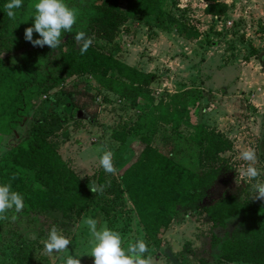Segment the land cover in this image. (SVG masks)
I'll return each instance as SVG.
<instances>
[{"label": "rangeland", "instance_id": "obj_1", "mask_svg": "<svg viewBox=\"0 0 264 264\" xmlns=\"http://www.w3.org/2000/svg\"><path fill=\"white\" fill-rule=\"evenodd\" d=\"M101 1L65 0L78 11L80 7L76 6ZM36 2H25L23 9L29 11L21 16L15 35L6 32L14 20L6 24L7 18L0 15V45L3 44L0 58L5 57L6 65L12 67L32 66L34 75L37 72L36 83L43 80L54 85L43 94L32 92V107L27 117L13 134L0 142V159L29 139L39 119L47 117V121L56 123L49 113L61 112L66 117L62 119L64 125L49 140L57 143L56 150L62 159L89 186H104L99 181L103 175L118 181L121 190L116 194L107 184L103 197L96 196L83 214L74 213L71 217H64L56 210L25 206L20 212L9 210L3 222L5 238L0 246V264H63L67 255L80 259L81 264H94V258L88 255L90 232L83 223L88 217L96 219L98 227L106 225L119 231L125 248L128 243L143 238L149 249L145 255L152 256L153 264H249L219 260L222 241L240 225V215L231 217L225 225L214 226L204 208L225 195H236L247 204H254L245 214L250 221L264 220V200L253 199V185L264 182V0H219L225 10L218 15L208 11V0H168L166 13L176 21L166 19L158 25L154 16L132 17L111 40L99 36L97 28L88 24L89 16L84 20L92 45L155 74L148 89L153 97L150 106L167 105V119L175 112L183 113L178 132H173L172 121L157 117L159 111L154 118L156 124L144 120L142 110L146 107H132L128 101L120 100L92 75L78 72L57 79L61 63L59 48L49 47L44 63L32 64L29 52L37 46L25 39V29L34 25ZM119 6L123 12L130 9L128 0H119ZM37 38L39 34L34 31L33 39ZM68 39L75 41L74 36L66 37L62 33L61 42ZM69 45L66 43L63 50H68ZM75 46L79 48L76 41ZM63 90L72 92L75 97L71 100L81 107L78 111L74 109L75 118L71 116V100H64L65 95H61ZM137 122H141L139 131L135 130ZM198 123L222 133L231 141V148L222 151L218 158L201 155L202 148L190 137ZM123 125L125 139L120 141L112 133ZM165 135L173 137L169 140ZM172 144L176 165L216 175L202 202L181 208L169 226L152 237L119 177L132 163L141 160L146 149H150V154L143 162H156L158 173H163ZM245 148L256 153L255 166L261 175L253 180L241 175L247 167V162L240 159ZM101 149L113 153L114 174L106 173L100 166ZM140 173H143L141 166ZM53 226L71 241L63 254L45 251L43 241L48 239ZM216 241L217 245L212 246Z\"/></svg>", "mask_w": 264, "mask_h": 264}, {"label": "trees", "instance_id": "obj_2", "mask_svg": "<svg viewBox=\"0 0 264 264\" xmlns=\"http://www.w3.org/2000/svg\"><path fill=\"white\" fill-rule=\"evenodd\" d=\"M16 9L15 19H10L4 9L7 0H0V15L7 18L10 35H15L18 30L21 16L28 13L24 4ZM210 2L208 11L213 15L224 12L225 5L219 4V0H208ZM168 0H128L129 11L123 12L119 6V0H102L99 3L80 7L77 22L72 32H65L64 36H75L78 31L89 34V28L83 24L87 19L90 26H95L101 38L113 39L121 26L129 18H148L154 16L160 25L166 19L170 22L176 21L171 14H167ZM22 9L23 11L17 13ZM73 39V38H72ZM59 45L60 62L58 69L61 75L69 76L78 72L92 75L100 86L114 93L120 100H125L132 107L144 108L142 118L150 120L152 125L156 124L157 117L165 121H172L173 132H178L184 120V114L175 112L171 119L166 118L168 106L160 103L150 106L153 97L149 93V87L155 79V74L145 72L136 66H131L124 60L117 58L115 54L106 53L98 47L91 45L88 51L81 55L80 47L75 46L74 40H65ZM66 43L70 44L68 50H63ZM2 42L0 47L2 46ZM49 47H34L29 52L32 64L44 63L48 55ZM0 58V142L5 136L13 134L27 117L32 107V92L46 93L54 83L46 81L35 82L37 72L34 75L32 66L12 67L6 65ZM6 65V66H5ZM50 77V74H47ZM64 76V77H65ZM56 79V78H54ZM53 79V80H54ZM48 81V79H47ZM27 92V93H26ZM30 94V95H29ZM64 100H71L75 96L68 90H63L61 95ZM72 95V96H71ZM58 101V100H57ZM73 108L72 117L75 118L81 107L71 100ZM142 102H145L144 104ZM56 123L47 121V117L38 120V125L33 128L28 140H25L11 148L0 159V178L2 184L10 183L13 190L22 194L25 208L39 209L42 211L56 210L65 217H71L74 213L79 215L92 204L96 196L103 197L101 192L93 193L90 186L65 162L56 150V142L49 140L50 136L64 125L62 121L65 115L61 112L49 113ZM135 130L139 131L141 122L135 124ZM195 129L190 136L194 143L202 148L206 158H218V155L232 146L231 141L222 133L209 130L204 123L194 125ZM124 125L115 129L112 133L114 138L124 140ZM123 129V130H122ZM172 135L165 139H172ZM150 149L144 150L140 161L132 163L119 177L124 190L129 194L138 214L146 226L147 233L154 237L160 233V229L169 226L171 221L177 217L180 209L186 205L200 203L207 196L215 173L201 174L197 170L176 165L173 160L174 145L169 148V155L163 167V173H158L156 162L144 161L149 157ZM149 159V158H148ZM202 156V160H203ZM140 166L143 173H140ZM15 174V179L13 175ZM101 185L107 186L110 191L120 193L118 181L109 180L103 175L99 177ZM116 185L117 189L113 190ZM258 203V202H257ZM255 207L247 204L236 195H225L219 200L205 206V212L209 221L214 226L225 225L228 220L240 215V225H237L231 233H227L222 241V249L219 260L223 262H245L249 264H264V220L250 221L246 212ZM5 220V219H4ZM0 220V246L5 235L3 222ZM217 245V241L212 246ZM202 264H207L203 262Z\"/></svg>", "mask_w": 264, "mask_h": 264}, {"label": "clouds", "instance_id": "obj_3", "mask_svg": "<svg viewBox=\"0 0 264 264\" xmlns=\"http://www.w3.org/2000/svg\"><path fill=\"white\" fill-rule=\"evenodd\" d=\"M23 6V0H7L4 9L10 19H15L16 9ZM34 25L25 29V39L33 46H48L51 49L58 48L61 44L62 33L72 32L74 24L77 22L78 10L69 7L65 0H37L34 4ZM39 34V38L33 39V32ZM80 47L81 55L85 54L93 44L92 38L88 37L84 31H78L74 36ZM99 164L106 173L114 174L116 169L113 164V153L103 150ZM240 159L247 162V167L242 170V177L253 180L261 173L256 165V153L252 148H245L240 152ZM15 179V174L12 177ZM93 193L103 192L104 186L97 187L91 185ZM253 188L255 194L253 199L264 200V182L257 181ZM24 208L22 194L12 189L10 183L0 184V220L7 219L5 215L9 210L16 212ZM83 223L87 226L91 239V247L88 255L94 258V264H153L151 255L148 253V245L143 238H138L135 242L123 246V240L119 231L108 228L106 225L98 227V221L88 217ZM45 251L48 254H63L68 249L71 241L58 232L53 226L49 232L48 239L43 241ZM63 264H81L80 259L67 255Z\"/></svg>", "mask_w": 264, "mask_h": 264}]
</instances>
